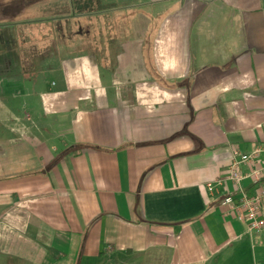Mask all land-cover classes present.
I'll return each instance as SVG.
<instances>
[{"label":"crops","instance_id":"0c3cea01","mask_svg":"<svg viewBox=\"0 0 264 264\" xmlns=\"http://www.w3.org/2000/svg\"><path fill=\"white\" fill-rule=\"evenodd\" d=\"M127 2L0 10V264H264L206 187L264 146V0Z\"/></svg>","mask_w":264,"mask_h":264},{"label":"built area","instance_id":"2783aa9c","mask_svg":"<svg viewBox=\"0 0 264 264\" xmlns=\"http://www.w3.org/2000/svg\"><path fill=\"white\" fill-rule=\"evenodd\" d=\"M262 153L264 155V146L256 147L248 153L234 150L226 175L219 178L216 183H206V187L211 191L216 188V184L227 181L232 183L236 190H239V194L235 196L228 194L222 197L219 205L226 210V213L233 212L239 220L246 221L248 228L256 233L264 228V217L261 214V206L264 203V185L261 183L264 178V160L260 159ZM244 164L251 165L246 172L242 170ZM247 178L257 184L251 194L242 190L241 187L242 181Z\"/></svg>","mask_w":264,"mask_h":264},{"label":"rangeland","instance_id":"374dc122","mask_svg":"<svg viewBox=\"0 0 264 264\" xmlns=\"http://www.w3.org/2000/svg\"><path fill=\"white\" fill-rule=\"evenodd\" d=\"M119 4H113V2H107L106 0H0V10H11V11H18V10H27V15H30L32 17H41L42 13H49L48 10H52L54 12L55 10H73L72 14H76L77 10H80L82 12L90 13L92 10H128L124 7V5H128L127 1L129 0H117ZM118 5H121L119 8ZM19 6H21L19 9H17ZM60 7V8H59ZM114 7V8H113ZM11 8V9H10ZM10 13H4L5 15L11 14ZM64 13V12H62ZM10 19H13L15 16H6ZM62 19V18H61ZM19 20V19H18ZM14 21V20H13ZM73 21L80 22L83 24L89 23V15L87 16H69L68 21L71 24H74ZM9 29L10 34L17 38L16 31L21 30L22 28H15L13 27H7ZM93 30V28H92ZM85 34L82 35L84 38V46L88 48V27L84 31ZM62 34H65V37L68 39L70 37H73V34L75 36V31L71 28L70 30H67L65 32H59V38L62 39ZM77 36V35H76ZM81 37V36H79ZM14 39V38H13ZM84 48V47H83Z\"/></svg>","mask_w":264,"mask_h":264},{"label":"trees","instance_id":"16d2710c","mask_svg":"<svg viewBox=\"0 0 264 264\" xmlns=\"http://www.w3.org/2000/svg\"><path fill=\"white\" fill-rule=\"evenodd\" d=\"M20 7H21V6H19L17 9H19ZM10 9H11V8H10ZM3 12H4V13H6V12H7V13H10V12H13V11H11V10H3ZM14 12H15V11H14Z\"/></svg>","mask_w":264,"mask_h":264}]
</instances>
